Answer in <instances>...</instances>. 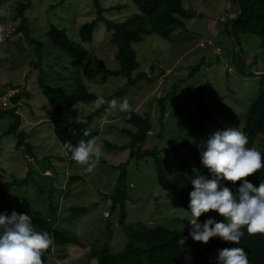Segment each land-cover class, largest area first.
Segmentation results:
<instances>
[{"label":"rangeland","instance_id":"obj_1","mask_svg":"<svg viewBox=\"0 0 264 264\" xmlns=\"http://www.w3.org/2000/svg\"><path fill=\"white\" fill-rule=\"evenodd\" d=\"M58 1L32 0L29 13L31 35L44 46L45 81L65 88L70 94L77 82L104 98L122 91L121 96L114 98L117 103L126 99L127 111H137L152 123L151 133L138 145L141 154L158 150L169 177L203 175L193 149L201 150L200 145L216 130L238 126L243 130L251 105L264 90L261 83L264 76L244 75V61L226 31L237 14L236 0H182L184 7L200 12L203 17L184 20V26L176 28L167 39L143 35L142 41L133 45L140 63L135 75L147 76L133 85L121 76L105 74L90 80L73 59L50 44L47 27L61 25L76 39L74 34L80 27L97 17L94 0H64L66 6L56 5L51 12V6ZM23 2L0 0V94H4L0 112L12 108L10 96L23 93L18 106L19 132L32 146L33 153L30 156L23 146H17L18 133H7L14 117L10 114L0 117V182L26 180L24 185L11 188L7 213L38 211L54 227L64 229L77 240L78 243L61 251L55 249L46 264H94L96 259L90 258L92 248L108 243L110 250L118 253L127 244L120 223L121 206L117 204L113 210L112 198L120 172L116 167L128 163L126 224L188 232L190 213L158 184L154 159L141 155L129 160L131 149L122 148L130 145L129 133L136 131L123 121L127 111L109 106L95 113L101 107L95 103L79 104L63 116L52 110L37 81L39 70L31 65L37 61L34 47L16 31L20 20L14 17ZM100 3L109 20L123 21L135 12L130 0H100ZM112 6L121 9H109ZM108 35L106 25L99 23L93 42L84 45L102 61L103 67L116 70V47ZM235 35L247 61L252 63L256 58L263 71L261 39L239 32ZM198 103L209 108L210 119L204 128L196 123ZM80 121L90 122L89 128L99 132L95 139L101 147V158L91 172H85L83 166L65 153L53 132L55 122L71 127ZM73 176L80 178L68 184Z\"/></svg>","mask_w":264,"mask_h":264},{"label":"trees","instance_id":"obj_2","mask_svg":"<svg viewBox=\"0 0 264 264\" xmlns=\"http://www.w3.org/2000/svg\"><path fill=\"white\" fill-rule=\"evenodd\" d=\"M130 1L135 7V12L127 19L118 21L107 19L104 16L106 10L102 8L100 0H94V6L97 10L96 19L82 25L77 34H74L76 35V39H73L69 35L70 31H67V29L61 25H51L47 27L46 35L50 44L54 48L60 50L64 55L73 59L74 64H78L84 76L90 80L96 79L100 74H105L115 77L121 76L125 78L130 85L137 83L147 75L145 73L135 75L140 69V63L137 60V54L133 45L141 42L145 34H155L167 39L176 28L184 26V20L201 19L203 15L192 8L184 7L182 0ZM236 3L238 6L236 17L231 21L226 31L230 33L229 27L232 26L231 31L236 39L234 42L236 50H238L241 55L240 59L244 61L243 65L246 70L243 72L244 75L264 76V68L263 71L259 69L256 58L252 63H249L244 57L243 50L235 35V33L239 32L240 34L250 37L258 36L261 39V53L264 58V0H236ZM56 5L64 6L65 1L59 0L58 3L51 6V12L53 10L55 11ZM32 8V0H24V2L17 7V14L14 20H20L16 31L23 35L24 39L31 47H34L33 51L37 57V61L32 62L31 65L33 68L39 70L37 81L42 92L47 97L50 107L57 115L63 116L79 104L94 103L98 96L90 92L84 83L77 82L70 94L65 88L52 86L45 81L44 71L42 69L45 55L44 46L38 39L31 35L30 31L29 13ZM109 9L120 10L121 7L112 6ZM66 22H68V20H66ZM99 23H104L106 25L110 42L116 47V61L118 63V69L116 70L103 67L102 61L96 57L92 50H88L84 45L93 42L96 28ZM261 83L264 86V78ZM122 94L123 92L119 90L113 96L105 99L111 100ZM3 95L4 94H0V99ZM22 98V92L10 96L13 106L9 112H0V117L6 114H10L14 117L13 124L8 128L7 133H18L17 146L21 148L23 146L24 151L32 156V146L26 143L24 135L19 132L21 116L18 113V106ZM163 101L164 100L160 102V105ZM109 106L110 105L107 103L101 105L99 110L95 113ZM95 113L88 116V119L90 120ZM161 114L163 118V114H165L164 106L161 109ZM209 119V108L202 107L200 103H198L196 105V123L204 128L209 123ZM123 121L136 129L134 133H129L132 139L130 145L122 147L131 149L129 160H133L141 155L152 157L156 165L158 184L188 210L189 192L193 190L190 181L198 175H176L169 177L164 170V164L159 157L158 150L152 149L143 151L141 154V150L138 147L139 144L146 140L148 134L151 133L152 123L149 117L143 116L137 111L132 110L125 112ZM89 125L90 122L80 121L68 127L55 122L53 125V132L62 147L65 142H71L75 145L80 140H87L92 137L96 138L99 135V132L91 130ZM85 131L89 133V136L84 135ZM242 131L248 137V144L246 147H254L264 154V90L260 91L259 96L251 105ZM64 151L71 158V154L66 152L65 149ZM200 151L201 150L196 151L193 149L195 157L203 171V175L210 176L208 169L201 164ZM127 166L128 163H125L116 167L120 172L116 182L115 194L112 198L113 210L116 209L117 204L121 206L120 223L123 225V229L126 233L127 244L124 249L118 253H113L108 247V243L100 248H92L90 258L96 259V263L94 264H216L218 250L232 247H242L247 254L249 264H264V233L248 234L245 229H242L244 235L241 237L238 245L223 241L219 237L210 238L208 243L205 244L193 241L191 237L188 236V232L185 231L171 230L164 227L148 228L143 225H139L138 227L127 225L125 221L127 214L124 204L127 199ZM29 174L30 171L28 172V177ZM79 178V176L70 177L68 179V184ZM243 179L251 181L254 186L258 187L261 182H264V168L257 170L255 173ZM25 182L26 180L24 179H14L6 183L0 182V212L9 209L8 196L11 188L14 185H24ZM224 183L226 186L235 190V187L239 185L240 181H237L235 185L230 181H224ZM16 212L30 215L35 230L45 231L51 236L53 244L43 252L41 257L42 264L47 263L49 255H51L55 249L61 251V249H64L69 244L78 243L77 240L70 237L64 229L54 227L40 212L21 210H17ZM188 212L190 213L189 210ZM208 216L214 217L217 221L225 220L223 216L212 210H210L209 213L202 214L198 219L203 221ZM182 237H186L185 244L179 242Z\"/></svg>","mask_w":264,"mask_h":264},{"label":"clouds","instance_id":"obj_3","mask_svg":"<svg viewBox=\"0 0 264 264\" xmlns=\"http://www.w3.org/2000/svg\"><path fill=\"white\" fill-rule=\"evenodd\" d=\"M97 106L109 104L120 111H127V100L117 103L98 96ZM85 136L89 133L85 131ZM247 135L238 127H227L211 133L200 145L201 164L210 176L199 175L190 182L188 210L190 217L188 236L193 241L208 243L210 238L219 237L223 241L238 245L245 229L248 234L264 233V182L258 187L243 179L264 168V154L254 147H246ZM63 148L71 154V159L83 166L85 172L97 167L101 158V147L94 137L80 140L75 145L65 142ZM240 181L235 190L226 186ZM212 210L225 218L217 221L208 216L203 221L198 218ZM183 229V228H182ZM186 237L179 241L185 244ZM53 244L45 231L35 230L32 218L15 210L9 215L0 212V264H42V254ZM216 264H249L242 247L218 250Z\"/></svg>","mask_w":264,"mask_h":264},{"label":"water","instance_id":"obj_4","mask_svg":"<svg viewBox=\"0 0 264 264\" xmlns=\"http://www.w3.org/2000/svg\"><path fill=\"white\" fill-rule=\"evenodd\" d=\"M231 30H232V26L229 27V31H230L231 36L233 37L234 42H235L236 39H235V36L233 35Z\"/></svg>","mask_w":264,"mask_h":264}]
</instances>
